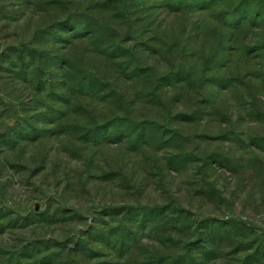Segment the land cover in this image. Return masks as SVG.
Wrapping results in <instances>:
<instances>
[{
    "label": "rangeland",
    "instance_id": "obj_1",
    "mask_svg": "<svg viewBox=\"0 0 264 264\" xmlns=\"http://www.w3.org/2000/svg\"><path fill=\"white\" fill-rule=\"evenodd\" d=\"M0 264H264V0H0Z\"/></svg>",
    "mask_w": 264,
    "mask_h": 264
}]
</instances>
